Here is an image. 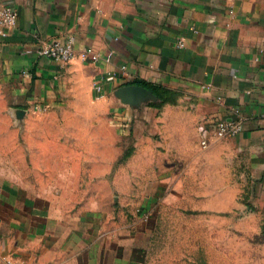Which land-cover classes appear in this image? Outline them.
I'll return each instance as SVG.
<instances>
[{
  "label": "crops",
  "instance_id": "1",
  "mask_svg": "<svg viewBox=\"0 0 264 264\" xmlns=\"http://www.w3.org/2000/svg\"><path fill=\"white\" fill-rule=\"evenodd\" d=\"M0 6L17 11L15 25L0 36V92L7 99L10 92L14 106L54 108L94 97L126 107L120 117L137 122L151 109L123 104L116 92L144 80L183 96L162 112L164 137L175 140L167 155L175 149L195 156L200 126L212 134L215 120L241 118L236 136L210 137L203 154L246 157L264 171V0H0ZM68 39L76 54L68 63L37 53L45 42ZM83 49L101 58L82 61ZM33 197L17 201L6 217L14 236L0 254L16 264H196L154 255L156 246L140 245L135 230L117 236L94 229L84 213L59 217Z\"/></svg>",
  "mask_w": 264,
  "mask_h": 264
},
{
  "label": "rangeland",
  "instance_id": "2",
  "mask_svg": "<svg viewBox=\"0 0 264 264\" xmlns=\"http://www.w3.org/2000/svg\"><path fill=\"white\" fill-rule=\"evenodd\" d=\"M167 98L141 99L138 111L156 113L135 122L104 99L14 106L0 92V246L14 236L12 205L32 195L59 217L84 213L96 230H135L154 255L264 264V171L246 157L206 156L199 139L195 156L167 155L175 140L164 137L162 112L183 96Z\"/></svg>",
  "mask_w": 264,
  "mask_h": 264
},
{
  "label": "built area",
  "instance_id": "3",
  "mask_svg": "<svg viewBox=\"0 0 264 264\" xmlns=\"http://www.w3.org/2000/svg\"><path fill=\"white\" fill-rule=\"evenodd\" d=\"M17 11L11 6H0V36L5 37L8 34L10 28L16 23ZM178 47L183 46V42L179 40L177 42ZM38 55L48 57L59 63H68L76 54L71 39L68 40H54L45 42L42 46L37 49ZM77 56L82 61H89L96 63L101 56L92 52L90 49H83L77 53ZM112 57V51L105 54L103 59L109 61ZM119 70L123 72L125 66L121 65ZM109 76H115V73L109 74ZM203 87L208 88V85ZM97 98L104 96V91L101 82H97L93 85ZM41 109V108H40ZM260 116L264 117V100L261 104ZM212 134L204 126L199 127L200 140L199 144L202 148L208 146L210 137L217 139L231 138L236 136L242 130L241 118L234 120L217 119L213 122ZM0 264H16L14 259L10 256L0 254Z\"/></svg>",
  "mask_w": 264,
  "mask_h": 264
},
{
  "label": "water",
  "instance_id": "4",
  "mask_svg": "<svg viewBox=\"0 0 264 264\" xmlns=\"http://www.w3.org/2000/svg\"><path fill=\"white\" fill-rule=\"evenodd\" d=\"M116 93L121 103L132 106L140 104L141 99L150 98L155 101L158 100V98L146 88L136 84L123 86L119 88ZM16 113L17 117L20 118L21 112L17 111Z\"/></svg>",
  "mask_w": 264,
  "mask_h": 264
},
{
  "label": "trees",
  "instance_id": "5",
  "mask_svg": "<svg viewBox=\"0 0 264 264\" xmlns=\"http://www.w3.org/2000/svg\"><path fill=\"white\" fill-rule=\"evenodd\" d=\"M131 84L140 85L144 88H146L148 91H150L152 94H154L160 102H167V94H175V92L169 91L166 88H163L160 85H156L154 83L146 82L144 80L140 79H134L130 82Z\"/></svg>",
  "mask_w": 264,
  "mask_h": 264
}]
</instances>
